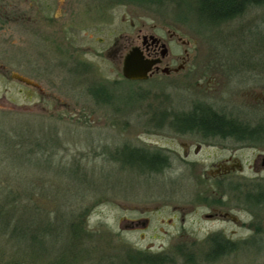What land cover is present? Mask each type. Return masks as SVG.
Here are the masks:
<instances>
[{"label":"rangeland","instance_id":"obj_1","mask_svg":"<svg viewBox=\"0 0 264 264\" xmlns=\"http://www.w3.org/2000/svg\"><path fill=\"white\" fill-rule=\"evenodd\" d=\"M188 2L182 0L175 6L170 1L0 0L6 17L0 45L8 50V72L16 69L15 58L22 57L26 62L35 61L46 74L38 80L42 91L9 76L0 77V188L26 190L16 202L34 213L31 218L39 238H43L41 245L35 242L32 249L24 239L15 247L6 244L8 255L0 257V264L14 255L20 264H136L135 257L159 254L166 255L160 264H264V252L213 259L206 255L189 259V254L174 252L177 246H206L203 241L211 231H235L233 241L252 235L248 228L239 229L231 220L211 223L201 218L210 213L202 206L212 189L205 171L224 163L230 151L209 149L191 154L185 163L181 161L172 153L182 155L179 137L148 122V105L160 99L138 95L143 89L153 87L151 92H155L159 87L124 81L121 63L117 64L138 30L161 36L175 32L185 42L180 51L186 50L190 58L180 91L175 89V78L161 79L167 85L160 89L174 106L179 104L187 110L194 100L208 95L218 104H225L227 99L244 104L248 98L252 100V90L262 87L255 86L264 83V74L261 83H230L229 89L225 76L237 69L264 73V62L254 60L255 55L264 56V45L233 26L207 27L188 8ZM15 20L22 23V29L18 30ZM70 22L75 26L67 28L71 33L69 47L78 51L64 67L59 49L66 46L60 35L63 24ZM31 34L39 35V41ZM18 46L22 50L16 53ZM77 61L86 65L80 74L72 70ZM203 74L226 82L219 89L206 90L195 85L197 76ZM98 85L107 86L99 96L101 101L91 96ZM162 106L156 108L168 107ZM247 110L251 111L239 113L264 118V103L256 115L253 109ZM180 140L196 144L188 136ZM244 145L246 150L235 156L244 172L236 175L234 182L256 176L252 166L258 153ZM123 147L162 150L171 157L169 167L158 172L141 170L142 163L129 152H119ZM260 175L264 176V171ZM231 208V217L245 224L258 212L247 211V206ZM258 213L264 216V212ZM125 220L141 223L132 228ZM179 230L190 236L178 238L175 232ZM41 232H45L43 236ZM260 243L264 246V239Z\"/></svg>","mask_w":264,"mask_h":264},{"label":"flooded vegetation","instance_id":"obj_2","mask_svg":"<svg viewBox=\"0 0 264 264\" xmlns=\"http://www.w3.org/2000/svg\"><path fill=\"white\" fill-rule=\"evenodd\" d=\"M3 9L4 8L0 7V30L3 28L2 26L6 20L5 12H3L5 9ZM218 15L219 16L216 17L214 14L211 18L212 22L209 26L210 28L233 26L235 29L244 30L248 32L250 36L258 38L257 44L264 45V0H228L226 7L222 12H219ZM15 21L17 23L19 22V20ZM17 25L19 27L18 30L23 28L22 23H18ZM49 25L52 26L53 23ZM72 25H74V23L71 22L63 24L62 34L60 35L63 38L64 46H66V48L59 49L61 53H63L59 57L63 58V60L65 59L63 61L64 67H66L69 62L71 63V54L75 56L78 51L77 48L69 47V37L71 33L67 28ZM58 31H60V28H58ZM166 34L165 36H161L152 31L143 32L141 29L137 31L136 35L133 36L124 47L122 57H118L117 64L121 63L122 74L124 59L126 55L135 48L140 57L144 61H147V63H150V71L145 79L129 80L124 78L122 74L123 80L132 85L146 82L148 86L152 85L156 88L159 87V90H155V92H151L153 87H149L147 90L143 89V93H138V95H148V98L154 101L160 99L159 103H150L148 105L150 112L148 122L152 127L159 129L167 128L175 133L174 135L176 138L179 137L182 155H178L176 151H172V153H175V156H179L184 163L191 154L197 155L201 151H209V149H224L228 152L230 151L224 163L216 165L213 171H205V178L211 181L212 189L210 191V196L202 201V203L205 204L202 206H206L210 213L202 215L201 218L203 219L202 221L211 223H230L229 220H231L239 229L248 228L252 233V235L244 241H233L231 237L236 233L235 231H211L205 236V240L203 241L206 246H177L173 248L175 250L174 252L178 254H189L192 256L189 257V259H193L196 255H216L218 257H224L251 251L260 254L264 252V246H261L260 243L261 240L264 239V216L262 217V215L258 213L264 212V176L260 175V173L264 171V118L263 116L254 118L250 116L251 114H240L239 111H251L247 110V108H250L253 109L252 114H258L257 111L259 110L257 109L260 107L262 108L264 103V89H262L264 83L255 86H262L261 88L252 90L253 95L251 98L254 102L249 98L245 104L236 99H227L225 104H218L214 101H210L211 97L209 96L212 95H208L205 98L201 96L199 97L200 99L197 98L194 100L191 107L187 110L182 109L179 104L178 106H174L168 94H165L164 90H161L167 85L166 81H161V79L175 78V89L180 91L182 89L180 82L181 79H184L182 78V74L189 71L187 61L190 55L186 50L180 51L179 47L184 45L185 42L181 41L175 32L167 31ZM30 36L39 41V35L33 36L31 34ZM50 40L51 39H49V41ZM19 47L20 46L15 49L16 53L22 50ZM7 54V47L0 45V77L4 78L9 76L12 80L22 84L24 83L17 80L15 76L25 78L33 84L27 86L37 91H42L38 80L40 78H46V74L38 69V64L33 60H30L31 62L23 61L22 57H18L15 58L16 62H14L16 69L8 72L7 64H10L11 61L8 59L9 57ZM120 59L122 61H120ZM254 60L255 62H264V56L255 55ZM73 65L72 70H74L75 74H80L82 70L86 69V65L81 61H77L76 64ZM190 72L192 74L193 71L190 70ZM243 74H245L244 77ZM262 74H264L262 71L257 70L241 71L237 69L230 71L228 72V76H225L229 81L226 87L228 86L229 89L230 83L240 84L248 81H251L252 84L261 83L263 78ZM187 77L189 78L190 76ZM204 78V74L201 75V77L198 75V82H195V85H202L200 87H205L206 90L210 88L219 89V87L226 82V80H219L220 78L216 76H211L203 80ZM100 86L101 85H98L97 88L92 90L93 93L91 96L93 95L94 98L99 99V96L104 94L100 91L106 89L107 86L104 88ZM250 88H253V86ZM247 93L248 92H246V94ZM96 94H98V97H96ZM99 101L101 100L99 99ZM153 105L155 106L153 107ZM156 105L158 107L168 105V107L164 110H158ZM240 107L242 109H238ZM151 108L154 110H151ZM151 111L153 112L151 113ZM202 115H205L206 118H203ZM215 119L217 120V126L213 125ZM187 136L192 140H196V144L184 143L180 140V138ZM244 144L254 147L258 153L254 161V166H252L256 176L251 180L242 179V182H234L233 180L236 178V175H243L244 172L243 166H240L235 159L237 154L241 155L242 152L246 150ZM130 150L143 151L148 153L147 155L151 157L148 161L149 164L147 163V168H143L144 170L151 168L153 172H158L169 167L171 157L162 150L153 152L144 151L139 148H130ZM203 172L204 171L201 173ZM232 206L239 208L241 206H247V211H251V213L252 211L258 212H254V214H252V220L248 224H245L241 220L231 217L229 213L232 210ZM183 218H181V221H184ZM125 221H127L132 228H138V224L141 223L134 220ZM175 234L178 238L190 236L184 230H179L175 232ZM158 256L161 257L162 262L164 261L163 258L165 259L166 257L165 254H162V256L159 254ZM213 258L216 257H210V259Z\"/></svg>","mask_w":264,"mask_h":264},{"label":"trees","instance_id":"obj_3","mask_svg":"<svg viewBox=\"0 0 264 264\" xmlns=\"http://www.w3.org/2000/svg\"><path fill=\"white\" fill-rule=\"evenodd\" d=\"M141 2L145 3H151V4H160L164 1H170V3H176L175 6H177L182 0H139ZM228 0H189L187 3L188 8H191V11L194 13V15L198 16L201 23L206 25L207 27L210 26L212 20L211 18L214 16L218 17L219 12H222V10L226 7V3ZM186 5V4H185ZM100 92L104 93L103 90ZM99 92V93H100ZM96 97H98V94H96ZM203 118H206L205 115H202ZM217 120H214L215 126H217ZM129 152L130 156L135 159V161H140L142 163V166L140 167L141 170H144L143 168H147V163L149 164V159L151 158L148 156V153H145L143 151L139 150H130L129 147H123L121 150H119L120 153L122 151ZM134 161V162H135ZM133 163H129L128 166H132ZM148 171H153L150 169H147ZM24 191H17L12 188H0V257H2L6 253L5 248H7V245H11L15 247L20 240L24 239L26 240L24 243H26V246L31 247L32 245L37 242L38 244L43 240V238H39L38 236V228L35 227V221L32 220L31 215H34L30 213L29 208H22L20 205L17 204V199H19L21 193H25ZM46 227V226H45ZM44 227V228H45ZM43 228V229H44ZM22 232L21 235L18 232ZM45 232H41L44 234ZM7 244V245H6ZM41 245V243H40ZM8 255V254H7ZM137 255H141L139 252H137ZM144 259H139L138 257L133 258L134 261L138 262L141 261L140 264H160L162 263L160 256H146L143 255ZM34 257V256H33ZM209 257H218L216 255H210ZM18 256L14 255L11 256V258L7 260L5 264H20L18 262ZM9 261V262H8ZM62 264H65L62 263Z\"/></svg>","mask_w":264,"mask_h":264},{"label":"water","instance_id":"obj_4","mask_svg":"<svg viewBox=\"0 0 264 264\" xmlns=\"http://www.w3.org/2000/svg\"><path fill=\"white\" fill-rule=\"evenodd\" d=\"M150 71V63L144 61L139 53H137V49H132L125 57L122 74L124 78L129 80H142L147 77L148 72ZM15 78L26 85H33L31 81L28 79L15 76Z\"/></svg>","mask_w":264,"mask_h":264}]
</instances>
